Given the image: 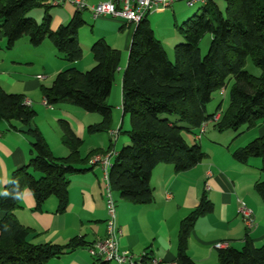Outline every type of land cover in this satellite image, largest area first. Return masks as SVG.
<instances>
[{
    "label": "trees",
    "instance_id": "16d2710c",
    "mask_svg": "<svg viewBox=\"0 0 264 264\" xmlns=\"http://www.w3.org/2000/svg\"><path fill=\"white\" fill-rule=\"evenodd\" d=\"M42 1L0 0V39L5 40L6 50L13 49L21 39L35 48L49 41L65 62L80 61L83 52L77 35L85 25L80 11L68 25L52 31L49 14L40 22L28 17ZM223 1L224 10L213 0H204L198 4L201 13L178 27L182 43L174 48V62L156 38L147 16L132 25L121 80L122 114L128 116L130 125L126 132L129 144L118 151L108 170L111 190L120 199L149 205L153 202L150 179L158 165L169 164L176 173H182L205 158L199 144L185 141V132L194 133L203 123H211L220 133H239L264 122V0ZM206 34L211 40L202 56L200 43ZM90 54L95 63L91 69L82 72L68 68L55 76L50 87H42L41 93L47 106L70 103L85 113L101 115L102 122L88 128L89 133L97 134L110 128L111 109L106 101L120 57L104 39L91 45ZM248 60L260 70L259 76L245 70ZM229 80L228 106L214 121L219 107L213 114H207L206 108ZM24 100L23 95L7 93L0 86V119L13 129L28 128L32 138L31 159L11 173L0 194V264H45L86 245L77 238L64 247L33 245L28 241L30 229L14 215L25 189L34 196L37 209L54 197L57 211L63 212L68 203V176L81 173L78 167L98 153L81 159V140L67 121L60 120L69 155L54 157L38 129L31 128L36 114ZM233 157L240 164L259 158L264 174V135L236 150ZM254 188L264 205V179ZM212 211V204L203 195L196 209L182 221L177 264H196L187 254L189 234L197 219ZM92 264L109 263L94 259ZM217 264H264V244L257 248L247 241L241 250H222Z\"/></svg>",
    "mask_w": 264,
    "mask_h": 264
},
{
    "label": "crops",
    "instance_id": "0c3cea01",
    "mask_svg": "<svg viewBox=\"0 0 264 264\" xmlns=\"http://www.w3.org/2000/svg\"><path fill=\"white\" fill-rule=\"evenodd\" d=\"M82 1L87 5H95L108 0ZM36 9H40L41 12L31 14L30 18L34 20L40 18L41 21L46 13L49 14L52 18V31L68 25L77 14L70 3L56 5V0H43L41 7ZM79 14L85 22L80 29L84 27L90 29L85 45L81 41L79 29L77 37L80 47L84 46L87 50L96 40L104 39L111 48L115 50L122 48L124 57L128 55L133 34L131 24L109 16L95 19L88 10L80 11ZM85 34L83 32V37H86ZM118 40L121 47L117 43L112 44V41ZM158 40L162 45L161 40ZM4 46L5 40L0 39V57L4 54ZM15 47H20L24 53L15 54L9 59L10 62L5 63L3 58L0 60V86L7 93H13L12 90L19 87L18 82L23 80L19 77L24 75L16 71L19 66L40 63L45 72L46 68H51L47 62L50 56L54 60L56 55L64 61L62 55L49 41L35 48L27 39H21ZM63 63L66 64L57 66L56 73L68 68L83 71L82 68H91L95 65L92 58L90 62L81 59L72 64L65 61ZM125 66L126 63L123 68ZM37 76H42L44 80L42 74L36 73L31 76V81L24 83L22 81L21 93H13L23 95L25 100L30 101V108L35 114H38V111L34 109L31 98L36 96L35 93L42 87L43 81L38 80ZM41 102L43 104V97ZM209 105L206 108L207 114H213L218 107L221 112L225 110L223 104L221 102L218 104L216 98ZM45 108L54 111V106L52 109L46 106ZM67 108L71 109L69 106ZM52 118L58 123L62 119L69 121L64 113H56ZM123 118L125 117L122 115ZM33 127L37 128L35 119L31 124V128ZM120 129L112 130L116 134L111 132L113 139L109 140L106 151L100 149L102 151L93 156L108 152L115 156L123 146L128 145L129 138L127 135L122 137ZM27 131L28 128L25 127L13 129L0 119V194L11 173L25 166L32 157V138ZM38 131L40 132L39 129ZM197 133L198 130L194 133L185 132L183 137L189 145L199 144L205 158L194 168L182 173H176L169 164L158 165L150 179L153 191L151 204L135 205L113 193L117 226L121 232L118 240L120 251L129 252L134 256H141L146 252L149 258L157 260L158 264H177L179 227L196 209L203 195L212 204L213 211L198 218L189 234L187 254L196 264H217L220 251L215 249L214 245L219 242H227L230 249L236 250H241L247 241L257 248L264 244V205L254 188L257 182L264 179L260 161L250 159L246 164L235 161L233 153L248 144L238 142L239 133L232 131L220 133L211 123L207 124L205 133L199 140ZM262 134L264 128L255 131L250 140L259 138ZM61 148L57 150L58 152L55 148H50L54 157L65 158L69 155L66 146ZM95 148L91 147L87 153L99 150ZM90 159L78 167L83 170L81 173L68 176V203L63 212L57 211L58 201L54 197L47 199L41 208L37 209L34 196L29 190L25 189L21 194L19 208L14 211V215L23 226L30 229L29 243L64 247L74 238L86 243L84 247L62 257L52 258L45 264H92L94 258L90 256L87 248L106 235L104 171L100 166H92L89 163ZM113 159L114 157L111 164ZM241 203L252 212L254 220L252 229L246 228L239 215ZM1 217L0 212V219Z\"/></svg>",
    "mask_w": 264,
    "mask_h": 264
},
{
    "label": "rangeland",
    "instance_id": "374dc122",
    "mask_svg": "<svg viewBox=\"0 0 264 264\" xmlns=\"http://www.w3.org/2000/svg\"><path fill=\"white\" fill-rule=\"evenodd\" d=\"M220 9L225 8V4L223 0H213ZM41 12L40 9H34L32 10L29 14L28 17H30L31 14ZM201 13L200 10V5H195L193 8H189L185 2H177L172 5L171 8H168L164 12H155L151 13L147 16L148 21H150L151 26L153 28V31L158 39L161 40L162 46L167 52L168 58L170 61L174 62V48L176 45L182 43V38L179 35L178 32V27H180L184 22H186L188 19L192 18L195 15H199ZM89 17V15H88ZM90 18V17H89ZM36 22H40V18L38 20H35ZM83 32L86 33V37H83ZM80 38L82 43L84 45L86 44L85 39L88 38L90 35V29L84 27V29H80L79 31ZM120 38V37H119ZM210 40L211 37L210 35L206 34L200 43V50L202 56H205L210 45ZM111 41V40H109ZM117 43L119 47H121V43L118 40L117 42L112 41V44ZM18 48V49H17ZM20 47H14L11 50H6L4 46V54L2 57H0V60L2 59L5 63L9 61L15 54H23L24 52L19 49ZM82 52H83V60H86L90 62L91 54H90V48L85 49L84 46L81 47ZM120 57L119 64L117 68L115 69V72L113 74V83H112V88L109 97L107 98L106 104L109 106L111 109V115H110V128L109 130L102 132V133H89L88 128L90 126H97L102 122V117L99 114H89L85 113L81 109L77 108L76 106L70 104V103H62L54 106V111L48 110L45 108L44 104H42V93H41V88L42 87H50L52 83V79L58 74L56 73L57 66H60L61 64H66L63 63L64 61H61L59 58L56 57L53 60V58L48 59V64L51 68H46V71L44 72L42 69V66L40 63H35L33 66L29 65H22L19 66L16 71L20 75H24L23 77L20 76L19 79H23V83L27 81H31V76L39 73L44 76V80L42 81L41 85L42 87L38 88V92H36V96L32 99V103L34 106V109L38 111V114L35 115V124L37 128L40 130L42 133V137L44 141L47 143L49 148H55V151L61 150L65 148V145L63 143V135L59 126V123L54 121L52 116L56 113H64L66 117L69 119H62L64 121H67L76 136L81 140V144L79 146V157L81 159H86L87 155L90 153H87V151L91 147H96L95 149L99 150H93L92 152H100L103 149V151L108 148L109 145V140L113 139L112 137V130H118L121 128V136L125 137L127 135V131L130 128L129 125V118L126 116L125 118L122 119V92H121V80H122V75H123V65L124 63L127 62L128 55L124 57V52L122 48L117 49ZM58 54V53H55ZM59 56V55H58ZM125 58V59H124ZM10 62V61H9ZM92 68V67H91ZM89 68H82L83 71H88ZM1 69V68H0ZM245 70L248 71L253 76H259L260 75V70L256 67L253 66L250 60L247 61V64L245 66ZM82 71V72H83ZM21 82H18L19 87L14 88L12 91L13 93H21L22 89L21 87ZM232 85V80L227 81V86L225 88V93L224 97L219 96L218 94L215 95L214 98L217 99L218 104L221 102L223 104L224 109L227 108L228 106V97H229V91L230 87ZM67 106H69L71 109H68ZM66 107V108H65ZM208 108L210 109L211 106L209 105ZM64 110V111H61ZM212 111V110H210ZM214 112V111H213ZM222 112L219 110V113L216 114L215 116L221 114ZM264 128V123H261L257 126H255L252 129H241L239 131V135H237V139H239V143H249L251 140V136L255 135V131H259ZM112 132V133H111ZM262 134L261 136H263ZM260 136V137H261ZM51 150V149H50ZM58 152V151H57ZM252 160H259L261 164V160L259 158H252ZM263 245V244H262ZM261 245V246H262ZM259 246V247H261ZM242 249V248H241Z\"/></svg>",
    "mask_w": 264,
    "mask_h": 264
},
{
    "label": "built area",
    "instance_id": "2783aa9c",
    "mask_svg": "<svg viewBox=\"0 0 264 264\" xmlns=\"http://www.w3.org/2000/svg\"><path fill=\"white\" fill-rule=\"evenodd\" d=\"M177 2H185L189 8H193L195 5L204 2V0H108L95 5H87L82 0H56V5L70 3L76 11L88 10L95 19L109 16L123 19L131 25H136L149 14L165 11ZM37 79L43 80V77L37 76ZM224 93L225 90L222 89L219 95L224 97ZM24 104L30 107L31 103L28 100H24ZM43 104L52 109V107L46 105L45 101H43ZM218 118L219 115L214 116V121H217ZM207 124L208 123H203L199 127L197 133L198 140L205 133ZM113 134H116V132ZM113 157H115L114 154L108 152L93 156L89 161L92 166H100L104 171L103 197L107 219L105 237L89 246L87 250L94 259H101L109 264H158V261L149 258L146 252L141 256H134L129 252H122L119 249L118 240L121 232L117 226L116 206L108 179V170ZM238 212L246 228L252 229L254 227L252 212L244 203L240 204ZM214 248L222 251L228 249L229 245L227 242H219L214 245Z\"/></svg>",
    "mask_w": 264,
    "mask_h": 264
}]
</instances>
